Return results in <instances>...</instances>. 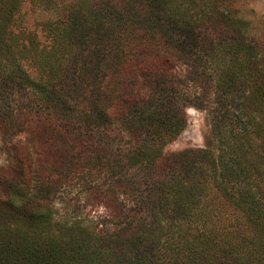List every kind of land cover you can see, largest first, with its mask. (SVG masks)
<instances>
[{"label": "trees", "instance_id": "obj_1", "mask_svg": "<svg viewBox=\"0 0 264 264\" xmlns=\"http://www.w3.org/2000/svg\"><path fill=\"white\" fill-rule=\"evenodd\" d=\"M26 1L0 0V264H264V165L241 143L248 82L264 96V43L205 17L209 0H79L42 39L22 25ZM210 54L229 60L214 83ZM187 83L201 95L181 93ZM213 94L219 157L165 152ZM232 109L242 130L225 129ZM70 187L106 215H60Z\"/></svg>", "mask_w": 264, "mask_h": 264}, {"label": "rangeland", "instance_id": "obj_2", "mask_svg": "<svg viewBox=\"0 0 264 264\" xmlns=\"http://www.w3.org/2000/svg\"><path fill=\"white\" fill-rule=\"evenodd\" d=\"M79 0H56L55 5H46L40 4L35 5L32 3V0H27L23 7L21 8V17L22 25L29 30L36 31L42 39H44V33L42 31L43 24L49 20L57 19L60 13H64V10L74 5ZM203 13L205 17L211 18L212 21L216 22L217 25L222 24L229 26L234 30H240V34L244 36V39L251 44L262 45L264 43V0H209L208 8ZM18 16V13L17 15ZM61 16V15H60ZM210 28H213L212 23L209 24ZM208 64L205 67V73L211 75L212 80L216 82L220 79V76L223 72H227L229 67L226 66L228 59L226 56H219L216 54L212 56L211 54L206 58ZM222 62V65H221ZM241 64H243L241 62ZM244 65V64H243ZM219 67V68H218ZM220 68L222 70L220 71ZM219 71H218V70ZM173 73L178 75V77L184 76L187 74V68L180 63L173 68ZM223 76V75H222ZM182 78V77H181ZM249 80V79H248ZM254 81L250 80L248 82V91L245 95V104L248 106L246 110L247 114L251 117L249 122L252 123L250 136H245L242 138V145L244 148H250L248 154V160L257 161L261 167L264 165V96L254 93L251 89ZM216 91V88H212L209 84L207 92L213 93ZM188 95L193 98L198 95H201L202 88L197 87L191 83L183 85L181 93ZM234 92V91H233ZM211 96V97H210ZM208 96L209 101L205 108H196L189 106L187 108V117L188 124L183 133L178 136L175 141L171 142L166 148L165 152H179L187 148L194 149H205L213 156L214 159L219 157L220 149L217 143L214 131H213V121L214 116L218 114L222 115L223 112H219L221 102L213 103L212 99L215 98V95ZM259 98V99H258ZM194 101V100H191ZM208 109L210 112H208ZM232 119H235L236 122L228 124L227 128L232 131L242 130L244 120L238 121V118L241 117L239 111L232 109L230 114ZM228 130V131H229ZM226 131L225 134L228 132ZM23 142L29 143L30 146H34V143L28 140L25 136H19ZM124 148L128 146V142L124 141L121 144ZM250 161V162H251ZM8 165V157L4 152H0V174ZM211 181V180H210ZM212 183V181H211ZM59 199L57 200V210L60 215H63L65 212L70 213H79L83 212L89 216L98 217L100 215H106L105 208L98 205L96 206V201L93 199L87 200V196L83 193H78L75 191V188L72 189L66 188L61 191L59 194ZM211 204L215 205L218 209L221 210V214L225 215L227 219H231L233 216V205L223 197L221 193L215 188L212 183V194L209 197Z\"/></svg>", "mask_w": 264, "mask_h": 264}]
</instances>
